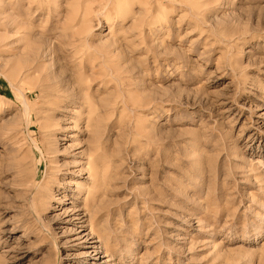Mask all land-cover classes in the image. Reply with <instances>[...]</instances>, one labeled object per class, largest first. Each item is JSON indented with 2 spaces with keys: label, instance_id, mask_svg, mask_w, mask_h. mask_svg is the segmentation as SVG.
<instances>
[{
  "label": "rangeland",
  "instance_id": "rangeland-1",
  "mask_svg": "<svg viewBox=\"0 0 264 264\" xmlns=\"http://www.w3.org/2000/svg\"><path fill=\"white\" fill-rule=\"evenodd\" d=\"M0 264H264V0H0Z\"/></svg>",
  "mask_w": 264,
  "mask_h": 264
},
{
  "label": "bare ground",
  "instance_id": "bare-ground-1",
  "mask_svg": "<svg viewBox=\"0 0 264 264\" xmlns=\"http://www.w3.org/2000/svg\"><path fill=\"white\" fill-rule=\"evenodd\" d=\"M104 252V251H103Z\"/></svg>",
  "mask_w": 264,
  "mask_h": 264
}]
</instances>
